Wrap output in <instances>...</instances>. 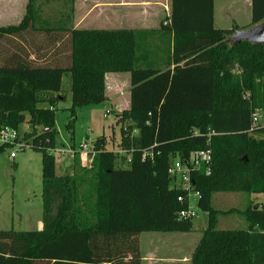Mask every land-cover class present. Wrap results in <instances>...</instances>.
Masks as SVG:
<instances>
[{
	"label": "trees",
	"instance_id": "trees-1",
	"mask_svg": "<svg viewBox=\"0 0 264 264\" xmlns=\"http://www.w3.org/2000/svg\"><path fill=\"white\" fill-rule=\"evenodd\" d=\"M213 1H170L159 60L141 47L139 33L68 27L73 0H64L68 16L55 21L28 0L18 24L0 27V130L18 132L27 122L23 147L41 154L42 200L40 231H0V264H141L140 233L191 231L192 221L178 217L185 203L177 198L186 192L171 186L167 168L171 158L207 148L210 173L191 175L197 208L207 214L191 262L264 264V210L211 206L218 192L264 194V127L252 123L264 111V45H232L234 30L213 26ZM262 22L264 0H251L248 28ZM109 73L129 74L128 109L114 116L116 148L130 161L107 150L103 138L91 144L94 200L83 211L74 178L55 175V105L66 76L72 147L76 109L107 100ZM7 148L0 145V154ZM232 212L246 229L217 230V217Z\"/></svg>",
	"mask_w": 264,
	"mask_h": 264
},
{
	"label": "rangeland",
	"instance_id": "rangeland-1",
	"mask_svg": "<svg viewBox=\"0 0 264 264\" xmlns=\"http://www.w3.org/2000/svg\"><path fill=\"white\" fill-rule=\"evenodd\" d=\"M27 2L28 0H0V27L18 24L24 15ZM238 2L239 7L235 5L233 0L216 1V15H219L221 19L220 23H217L218 26H226L228 29L230 25L229 29L241 30L235 24H243L242 21L247 19L248 12L243 1ZM38 4L43 16L49 21L68 16V7L64 1L40 0ZM93 4L96 5L97 1L84 5L82 0L81 2L78 0L77 9L75 12L73 11L72 15L75 24L80 20L85 21L82 26H79V29L99 28V21L94 18L98 14L91 11ZM232 11L237 15V20H233L231 25L228 16L232 14ZM95 20L96 22H94ZM73 22L68 23L69 26ZM65 40L67 38L63 39V41ZM68 51L67 46L63 51L64 56L67 55ZM123 75L126 74L109 73L105 75V95L110 100L116 99L118 103L122 102L123 95L126 94L128 88L127 82L123 81ZM116 80L121 83L119 89L114 87ZM61 94L64 99L56 103L54 111V129L57 132L56 147L50 153L55 159V175L74 178L77 194L81 201V209L86 211L93 204L97 167L93 162L94 154H82V152L83 150L87 151L97 138H103L106 149L116 153L119 126H115L114 113H117L118 109L114 107L112 101L107 100L100 105L76 109L72 129L73 146L71 147L70 132L65 128L70 120L68 108L71 101L70 80L66 76H63L61 80ZM105 112L110 113L108 118L104 117ZM254 114L257 115L255 125L264 127V111H256ZM26 120H28L27 116ZM39 130L37 128V131ZM28 131L30 128L27 122H23L18 127V137L22 139V135ZM251 137L258 140L261 135L253 133ZM20 143L25 144L23 139L20 140ZM83 146L85 149L82 148ZM14 150L7 148L0 154V231H40L42 216L41 154L28 148L21 151ZM11 153H14L13 159L9 157ZM117 166L126 168L125 163H117ZM251 204L264 207V198L261 195H248L240 192H218L214 193L211 198V206L215 210L223 212L243 211ZM206 223L207 214L197 210L195 218L192 219V229L188 233H140L138 235L140 256H145L154 247H159V252L155 256L164 258L163 262L165 263H159L155 258L153 264H192L193 252L199 243L203 230L206 228ZM246 227V222L236 212L217 217V230H238L246 229Z\"/></svg>",
	"mask_w": 264,
	"mask_h": 264
},
{
	"label": "crops",
	"instance_id": "crops-1",
	"mask_svg": "<svg viewBox=\"0 0 264 264\" xmlns=\"http://www.w3.org/2000/svg\"><path fill=\"white\" fill-rule=\"evenodd\" d=\"M38 1L40 0H37V3ZM59 1H64V0H59ZM93 1H97V4L96 5L93 4L91 9V11L93 12L95 11L98 14L97 16L94 17L99 21L98 24L99 28H97V30L133 31L139 33L141 34V47L146 51L149 50L153 52L150 55L152 60L160 59V57L162 56L161 49L165 48L164 45H166V39L163 36L166 35L165 29L167 28L166 25L168 24V19L170 16L171 0H82L84 5H87ZM216 1L217 0L213 1V26L215 29H227L226 26L217 25V23H220L221 19L219 15H216V10H215ZM233 1L235 5H238L239 3L238 1L240 0H233ZM241 1H243L244 6L246 5V9L248 12L247 19L242 21L244 22L243 24L240 25L235 24V25L238 26V28L241 30H247L249 29L248 25L250 23L251 0H241ZM77 2L78 0H73L72 9L74 12L77 9ZM37 6L39 7V4ZM41 16L43 18H46L43 16L42 12H41ZM236 16L237 15H235L234 11H232V14L228 16L229 23L231 25L233 23V20L237 18ZM72 20H73V15L68 23L71 24V22L74 21ZM82 21L83 20H80L76 24L74 21L72 25L69 26L68 24V27L73 29H79V26H82V24L85 23V21L84 22ZM94 22H96V20ZM121 74H126L123 75L122 78H124L123 81L125 80L128 84V88L126 94L123 95L122 102L118 103L116 99L114 101L110 100V98L107 97V95H105L107 101L110 102L112 101L111 103L114 105V107L118 109L116 111L117 113L127 110L129 106V90H130L129 74L128 73H121ZM120 84L121 83L116 80V82H114V87H116V89H119ZM40 226L42 228V223ZM158 250L159 247H154L150 253H148L145 256H141V263L144 262L146 264H153L155 258H157L156 260L159 263L160 262L165 263L163 262L164 258L155 256V254L159 252Z\"/></svg>",
	"mask_w": 264,
	"mask_h": 264
},
{
	"label": "built area",
	"instance_id": "built-area-1",
	"mask_svg": "<svg viewBox=\"0 0 264 264\" xmlns=\"http://www.w3.org/2000/svg\"><path fill=\"white\" fill-rule=\"evenodd\" d=\"M109 112H105L104 117L108 118ZM257 115L254 114L252 117V123L256 124ZM135 135V132H132ZM0 145H10L12 149L23 150V144L19 142L18 133L14 130L3 128L0 130ZM85 149V146L82 147ZM116 155L119 157H124L126 163L130 161V154L126 151L116 148ZM82 154H90V147L87 151L83 150ZM11 159L14 158V153L9 155ZM211 171V151L210 149H204L201 151L194 152L190 154L187 158H171L167 168V174L171 181V186L173 188L180 189L186 192V198L178 197L177 201L180 203H185V208L178 212V217L180 219L191 220L195 218L197 208V200L199 195L197 192H193L191 187V175L194 173L209 174ZM264 198V194L261 195ZM194 199V200H192ZM261 209L264 207L261 205ZM199 211V210H198Z\"/></svg>",
	"mask_w": 264,
	"mask_h": 264
},
{
	"label": "water",
	"instance_id": "water-1",
	"mask_svg": "<svg viewBox=\"0 0 264 264\" xmlns=\"http://www.w3.org/2000/svg\"><path fill=\"white\" fill-rule=\"evenodd\" d=\"M232 45L240 42H249L253 45H264V22L255 25L247 30H234V34L229 37ZM257 206L254 207L256 209Z\"/></svg>",
	"mask_w": 264,
	"mask_h": 264
}]
</instances>
